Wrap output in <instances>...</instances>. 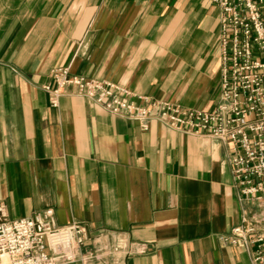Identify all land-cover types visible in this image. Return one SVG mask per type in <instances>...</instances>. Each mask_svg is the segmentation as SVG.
I'll return each mask as SVG.
<instances>
[{
    "label": "crops",
    "instance_id": "crops-1",
    "mask_svg": "<svg viewBox=\"0 0 264 264\" xmlns=\"http://www.w3.org/2000/svg\"><path fill=\"white\" fill-rule=\"evenodd\" d=\"M218 9L210 0H0V201L10 218L46 208L144 242L108 264H250L219 236L257 211L234 184L231 144L152 120L146 130L52 70L102 78L145 99L211 109L219 94ZM76 264H80L79 262Z\"/></svg>",
    "mask_w": 264,
    "mask_h": 264
},
{
    "label": "built area",
    "instance_id": "built-area-1",
    "mask_svg": "<svg viewBox=\"0 0 264 264\" xmlns=\"http://www.w3.org/2000/svg\"><path fill=\"white\" fill-rule=\"evenodd\" d=\"M210 1L218 9L220 71L218 99L211 109L146 97L144 104H137L127 98L131 92L126 87L73 74L68 66L54 68L55 85L45 89L52 106L72 86L78 95L137 121L143 130L156 120L180 132L230 143L234 184L240 196L257 201L259 209L242 215L240 223L219 238L242 245L250 264H264V0ZM146 250V243L122 235H91L78 221L58 224L51 208L10 218L0 201V264H108L109 256L124 258Z\"/></svg>",
    "mask_w": 264,
    "mask_h": 264
}]
</instances>
